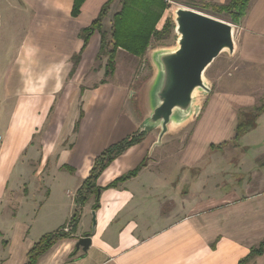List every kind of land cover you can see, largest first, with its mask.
Masks as SVG:
<instances>
[{"label": "crops", "instance_id": "1", "mask_svg": "<svg viewBox=\"0 0 264 264\" xmlns=\"http://www.w3.org/2000/svg\"><path fill=\"white\" fill-rule=\"evenodd\" d=\"M108 1L86 0L73 17L74 0H0V264H26L37 242L69 225L96 158L137 134L146 117L140 106L137 116L131 113L130 83L118 81L120 60L135 67L143 58L119 50L110 81L86 86L101 37L93 33L82 51L80 33ZM121 1L111 5L120 9L107 15L105 31ZM23 13L30 19L20 32L15 23ZM235 26V53L216 64L210 102L189 137L171 132L152 150L157 133L151 131L116 158L98 187L145 166L100 192L89 250L76 249L86 234L75 231L36 264H239L264 243V0H250ZM154 45L155 39L149 49ZM108 99L116 105L111 122ZM258 109L237 138L238 124ZM61 191L74 196L66 213ZM87 203L93 209L95 196ZM249 264H264V256Z\"/></svg>", "mask_w": 264, "mask_h": 264}, {"label": "water", "instance_id": "2", "mask_svg": "<svg viewBox=\"0 0 264 264\" xmlns=\"http://www.w3.org/2000/svg\"><path fill=\"white\" fill-rule=\"evenodd\" d=\"M173 20L175 47L149 49L145 58L155 73L141 96L146 117L138 133L159 131L152 150L173 130L199 117L204 106L200 100L206 101L212 92L206 71L222 54L233 56L236 50V27L231 23L186 7L176 8ZM92 218V231L79 238L77 250L87 252L92 245L96 211Z\"/></svg>", "mask_w": 264, "mask_h": 264}, {"label": "trees", "instance_id": "3", "mask_svg": "<svg viewBox=\"0 0 264 264\" xmlns=\"http://www.w3.org/2000/svg\"><path fill=\"white\" fill-rule=\"evenodd\" d=\"M86 0H74L72 16L78 17L80 10ZM180 2L182 0H174ZM250 0H231L229 4L218 6L212 4H203L204 9L212 10L215 14L227 13L231 17V23L239 25L241 20L245 17ZM113 0H109L102 8L97 19L90 25V27L82 29L80 37L84 41V48L86 47L90 37L93 33L98 32L101 37V49L97 60L102 56L107 57V64L104 68V78L100 84L106 83V80L113 77L116 69V55L119 50H123L138 58L144 57L151 41L153 39L162 41L168 38L172 32V23L169 21L164 28L159 31L157 25L161 21L164 11L166 9L165 0H122L121 10L114 15L112 29L108 33L104 30L103 22L107 17L110 6ZM80 60V56L74 58L75 67ZM74 72V71H73ZM257 113L249 115L250 121L241 122L237 127V138L247 132L251 127V121L258 118L261 109ZM83 118V113L80 111L79 119ZM79 122H77L76 128ZM146 134H135L123 141L115 144L104 150L94 162L93 168L89 177L83 183L75 197V211L69 222L71 227L70 233H65L64 228L44 236L37 242L28 254V261L26 264H36L39 257L47 251L58 240L70 238L71 234L75 232L77 224L81 218L84 205L90 197L95 196L96 203L93 210L97 211L99 208V194L104 189L115 188L119 183L127 181L130 178L137 176L141 169L145 166V162L137 167L134 171L129 172L118 180L108 185L106 188L97 186V181L104 170L119 156L125 153L131 147L141 143ZM264 256V243L260 244L258 248H254L251 253L239 264H249L257 257Z\"/></svg>", "mask_w": 264, "mask_h": 264}, {"label": "rangeland", "instance_id": "4", "mask_svg": "<svg viewBox=\"0 0 264 264\" xmlns=\"http://www.w3.org/2000/svg\"><path fill=\"white\" fill-rule=\"evenodd\" d=\"M113 2H114V0H113ZM114 6H115L114 9L110 6L108 14L112 15L114 11L120 9V6L117 5V3ZM178 7H186V8L196 10V11H200V12L208 14L212 17H215V18L221 19L223 21H226L228 23H231V17L229 14H227V13L215 14L214 11H212V10H206L203 7V3L199 2V0H182L180 2L174 1V5H172L171 7L166 6L163 17L161 19V22L158 25V28L162 30L164 28V26L170 21L172 23V26H173L172 32L168 36V38L165 40H162V41L155 40V45H154L155 47H158V48H173V47H175L177 36L175 33V23H174L173 18H174V11ZM29 19H30V16L27 15V17H26L23 13L21 18H18L16 23L14 22L16 24L17 30L20 32H23L24 29L28 26ZM107 30H108L107 32L109 33L110 32L109 27ZM161 30H159V31H161ZM148 50H149V48H148ZM146 56L147 55L145 54L144 57H142L143 60L140 63H138L135 67L131 66L132 64H129L130 66H128V64H126V62H122L121 60L119 61L120 63H119V70H118V81H125L126 80L128 83H130L129 88H130V91L134 92V95L132 96V99H131L129 104L131 107V113L134 114L135 116H137L139 114V106H140L142 112H145V107H144V104L142 102L141 96L144 92L145 87L151 81V79L153 78V75L155 73L153 67L145 59ZM228 57H230L228 54H226V53L222 54L211 65V67L208 68V70L205 73V78L209 82V84L212 86V91L214 89L213 76H214V70L217 66L216 64L221 62L220 60H222V58H228ZM106 64H107V57L102 56L101 59L98 60L94 64V67L91 69V77L88 79L89 81L87 82L86 86H89V85L95 86V85H98L99 82L101 83V80L104 78V72L102 73V71H103L102 69L105 68ZM100 71H101V75L99 76ZM109 81H110L109 79L106 80V83H104V84H107ZM211 94H212V92H211ZM211 94L207 98L206 101L201 99L200 104L206 106L210 102ZM88 105L90 107H91V105L93 106L92 109L90 108V111L92 113V116H90V118H91L90 126L93 127L94 123H95V119H96V115H94V114L97 110L96 109L97 106L94 104L93 99L91 100V103H89ZM82 106L84 108L86 105L84 103H83V105L81 104V112L84 113L82 110ZM115 107H116L115 101L108 99L107 103H106V108H108V110H107L108 111V113H107L108 114L107 115L108 121L107 122H111V117H112V121H113L114 118H113V116H111V114L114 113ZM90 111H89V113H90ZM97 120H99V119L97 118ZM196 121H197V118L193 119L192 121L187 123L184 127H182L181 128L182 130L181 129L173 130L174 134H177L179 132H183V135H185L186 137H189V135L191 134V131L194 128ZM78 122L80 125L81 118L78 120ZM79 125H78V127H79ZM154 132L157 133V137H158L159 131L157 130ZM159 150L165 151V153H167V150H165L164 147L159 148ZM54 194H56V191ZM58 194H59L58 197L60 198V202H61V204H63V210L66 213V212H68V208H69L71 200H72V198H74V196L71 195L70 193L66 194L65 192H62V191L59 192ZM89 207H90V205L88 203L85 204V208L83 207L81 218H80V220L77 224V228L75 230L77 232V234H84L85 235V234H88L92 231V225H93L92 212L94 210L90 209ZM75 208H76V205H75ZM70 220H69V222H70Z\"/></svg>", "mask_w": 264, "mask_h": 264}, {"label": "built area", "instance_id": "5", "mask_svg": "<svg viewBox=\"0 0 264 264\" xmlns=\"http://www.w3.org/2000/svg\"><path fill=\"white\" fill-rule=\"evenodd\" d=\"M165 2L167 4V6H169V7H171L172 5H174V1L173 0H165ZM0 143H1V138H0ZM63 231L65 233H70V231H71L70 225H68L66 228H64Z\"/></svg>", "mask_w": 264, "mask_h": 264}]
</instances>
